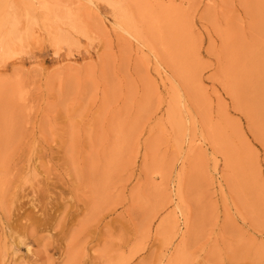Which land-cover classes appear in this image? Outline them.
I'll list each match as a JSON object with an SVG mask.
<instances>
[{"label": "rangeland", "instance_id": "obj_1", "mask_svg": "<svg viewBox=\"0 0 264 264\" xmlns=\"http://www.w3.org/2000/svg\"><path fill=\"white\" fill-rule=\"evenodd\" d=\"M3 12L0 264H264V0Z\"/></svg>", "mask_w": 264, "mask_h": 264}, {"label": "bare ground", "instance_id": "obj_2", "mask_svg": "<svg viewBox=\"0 0 264 264\" xmlns=\"http://www.w3.org/2000/svg\"><path fill=\"white\" fill-rule=\"evenodd\" d=\"M5 1L6 0H0V54L11 55L14 50L15 41L20 39L19 24H18V18L16 16L11 14H9L10 16L4 14L3 7ZM121 23L122 25H124V27H126V29H130L132 31L133 29L137 30L134 21L130 18L128 19L125 18V16L123 15H122ZM29 35L30 37H32L33 35V30L31 29L30 31L29 28H27V31L25 32L24 36L21 34L22 38H28ZM57 41L67 42V43L70 42L67 39V37H65L64 35H59V37H57ZM1 175L4 176L5 173L2 171V173H0V177ZM0 198H1V193H0ZM22 219H24L26 222L25 224H22V227L25 230L28 228H31V230L36 229V227H40L42 224L47 222L46 220L38 219L35 217L23 216L17 219L19 224L23 223L21 222ZM18 243L22 244L23 241L18 240Z\"/></svg>", "mask_w": 264, "mask_h": 264}]
</instances>
